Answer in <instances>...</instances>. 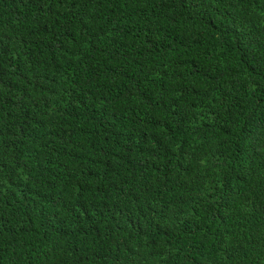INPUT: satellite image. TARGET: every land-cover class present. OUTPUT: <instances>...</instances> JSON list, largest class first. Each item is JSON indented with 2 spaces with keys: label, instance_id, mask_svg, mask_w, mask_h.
Listing matches in <instances>:
<instances>
[{
  "label": "trees",
  "instance_id": "1",
  "mask_svg": "<svg viewBox=\"0 0 264 264\" xmlns=\"http://www.w3.org/2000/svg\"><path fill=\"white\" fill-rule=\"evenodd\" d=\"M0 264H264V0H0Z\"/></svg>",
  "mask_w": 264,
  "mask_h": 264
}]
</instances>
